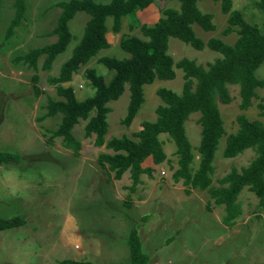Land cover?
Segmentation results:
<instances>
[{"label":"rangeland","instance_id":"rangeland-1","mask_svg":"<svg viewBox=\"0 0 264 264\" xmlns=\"http://www.w3.org/2000/svg\"><path fill=\"white\" fill-rule=\"evenodd\" d=\"M60 0H25V10L12 35L5 37L7 25L14 14V0L0 2V152L18 155L17 161L0 163V216L23 218L18 226L0 230V264H56L64 258L92 262H125L129 259L127 235L132 226L137 227L142 251L148 264H264V209L257 198L246 188L238 195L241 214L232 226L222 223V206H216L206 190L191 189L186 193L183 185L174 183L171 165L175 166V145L170 137L161 133L163 149L169 159L154 165L149 158L144 165L154 170L151 176L143 174L135 191L125 187L131 183L129 172L121 178H112L98 165L101 152H111L104 144L92 143L94 136L85 137L87 120L79 119L71 131L80 142L78 154L62 145L61 137L51 136L60 122L61 114L45 116L48 98L57 99L56 85L49 78L58 74L60 65L78 43L89 15L77 12L68 22L72 39L66 49L52 61L49 69H42L43 56L33 69L14 57L28 49L39 47L56 39L43 35L56 22ZM108 2L109 0H95ZM260 0H232L233 8L242 11L249 22L262 26L264 16L256 3ZM178 7L177 0L159 1L136 12L140 23L152 24L164 7ZM198 8L213 15L215 30L204 31L193 24L197 36L207 40L220 37L232 43L234 32L224 35L227 15L222 14L217 2L198 0ZM130 17H123L120 31H111L107 20L106 38L110 46L100 50L86 64L73 73L71 85L78 99L93 94L94 89L83 79L86 68H97L100 73L111 74L98 58L103 55L126 57L119 45L123 34L140 35L137 26L129 27ZM168 53L174 61L182 57L205 64L220 56L204 47H191L176 37H169ZM173 79H156L143 85L144 101L129 126L121 120L129 100L128 84L123 93L107 104V132L105 140L127 135L140 128L143 120L156 118L155 107L162 101L156 94L158 87L181 92L183 71L175 67ZM264 77V62L255 70ZM36 75V80L33 76ZM37 87L40 91L35 93ZM238 85H228L231 100L222 103L217 99L226 134L237 129L236 115L259 117L257 103L264 102V87L257 88V97L247 109L239 108ZM198 112L191 113L185 121L186 135L193 146L194 166L198 162L194 148L200 140L201 126ZM225 136H222L214 153L212 185L231 167L239 169L255 156L248 148L232 158L222 155ZM129 203V204H126Z\"/></svg>","mask_w":264,"mask_h":264},{"label":"trees","instance_id":"trees-1","mask_svg":"<svg viewBox=\"0 0 264 264\" xmlns=\"http://www.w3.org/2000/svg\"><path fill=\"white\" fill-rule=\"evenodd\" d=\"M169 0H60L55 3L60 12L55 25L43 35H55L56 39L14 57L22 60L31 68H37V60L43 56L42 69H49L52 61L63 52L72 34L68 22L73 16L83 11L89 15L82 35L73 47L71 55L60 65L58 74L50 77L49 83L56 85L57 99L48 98L45 116L61 114L60 122L52 130L51 136L61 137L62 145L78 154L80 142L73 136L72 127L79 119L87 120L84 125L85 137L94 136V146H104L111 152L98 155V165L112 178L119 179L128 171L131 183L125 188L135 191L141 183V175L151 176L153 168L145 166L149 158L154 165L170 162L159 138L167 134L175 145V166L171 176L174 183H181L186 193L191 189L206 190L216 206H222V223L232 226L242 210L238 195L246 188L257 198V205L264 209V120L250 119L245 114L236 115L237 129L226 134L217 99L229 103L231 95L228 85L237 84L239 108L247 109L257 97V88L264 87V77H257L255 70L264 62V21L262 26L249 22L242 11L233 8L232 0H213L218 3L220 12L227 15L222 34L232 32L236 38L228 43L217 36L207 40L197 36L193 24L204 31L215 30L213 15L201 11L198 0H177L178 7H164L160 17L152 24L140 23L136 11L152 3ZM1 2V0H0ZM264 16V0L256 3ZM25 10V0H14V14L7 25L5 37L12 35ZM123 17H130V28L138 27L140 35L123 34L119 47L128 56L116 57L103 55L98 58L109 75L98 72L97 68H86L83 79L94 89L93 94L78 99L71 85H63L72 80L73 73L86 64L100 50L110 46L106 38L107 20H111V31H120ZM169 37H176L191 47L201 50L204 47L216 51L219 57L205 64L194 59L182 57L174 61L168 53ZM175 67L183 71V84L180 93L166 87H158L156 94L162 103L155 107L156 118L143 120L140 128L131 136L121 135L104 139L107 132L108 102L117 99L128 84L129 100L121 122L129 126L144 101L143 85L156 79L166 80L175 77ZM36 80V75L33 76ZM35 93L39 89L34 87ZM258 115L264 118V102L257 103ZM198 112L197 122L201 126L200 140L196 147L198 162L194 166L195 154L185 130V121L191 113ZM225 136L222 150L223 157L232 158L245 149H252L255 156L239 169L231 167L222 177L216 179L213 186V158L218 143ZM17 161L18 155L0 152V163ZM129 204V203H126ZM24 222L20 216L5 218L0 216V230L15 227ZM129 259L125 262H92L64 258L56 264H148V256L142 251L137 227L132 226L127 235Z\"/></svg>","mask_w":264,"mask_h":264},{"label":"crops","instance_id":"crops-1","mask_svg":"<svg viewBox=\"0 0 264 264\" xmlns=\"http://www.w3.org/2000/svg\"><path fill=\"white\" fill-rule=\"evenodd\" d=\"M151 5H152V4H150L149 6H151ZM149 6H147V7H149ZM147 7H146V8H147ZM144 9H145V8H144ZM142 10H143V9H142ZM139 11H141V10H138V12H139ZM136 12H137V11H136ZM159 17H160V16H159ZM116 33H117V32H116ZM72 87H73V86H72ZM73 90H74V89H73ZM74 93H75V91H74ZM142 175H143V174H142ZM142 175H141V176H142ZM140 178H141V177H140ZM141 182H142V179H141Z\"/></svg>","mask_w":264,"mask_h":264}]
</instances>
